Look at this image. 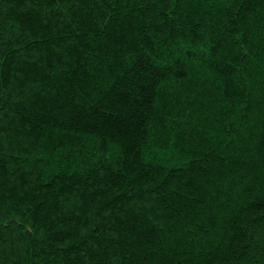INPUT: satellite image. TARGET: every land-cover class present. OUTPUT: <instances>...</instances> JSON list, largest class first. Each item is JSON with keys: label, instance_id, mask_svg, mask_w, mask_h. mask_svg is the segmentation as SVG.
<instances>
[{"label": "trees", "instance_id": "1", "mask_svg": "<svg viewBox=\"0 0 264 264\" xmlns=\"http://www.w3.org/2000/svg\"><path fill=\"white\" fill-rule=\"evenodd\" d=\"M0 264H264V0H0Z\"/></svg>", "mask_w": 264, "mask_h": 264}]
</instances>
